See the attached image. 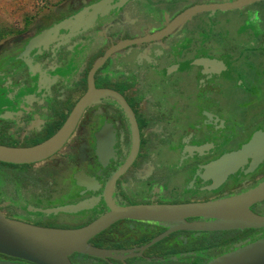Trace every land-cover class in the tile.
Wrapping results in <instances>:
<instances>
[{
    "label": "flooded vegetation",
    "instance_id": "af4514ba",
    "mask_svg": "<svg viewBox=\"0 0 264 264\" xmlns=\"http://www.w3.org/2000/svg\"><path fill=\"white\" fill-rule=\"evenodd\" d=\"M92 1L62 0L0 38V145L34 147L72 122L46 157L0 160V215L76 230L113 208L205 203L263 183L259 148L220 181L204 166L264 132V0H242L235 9L220 5L241 0H131L88 27L28 45ZM199 57H229L230 75L202 74L195 65L166 70ZM76 203L84 204L52 211ZM249 210L264 215V197ZM184 220L118 217L86 240L102 255L73 251L68 259L206 264L264 237V227H211L220 219L202 215ZM0 262L33 264L2 252Z\"/></svg>",
    "mask_w": 264,
    "mask_h": 264
},
{
    "label": "water",
    "instance_id": "95a60500",
    "mask_svg": "<svg viewBox=\"0 0 264 264\" xmlns=\"http://www.w3.org/2000/svg\"><path fill=\"white\" fill-rule=\"evenodd\" d=\"M131 0H95L84 6L77 14L53 24L42 33L28 42L31 46L46 36L55 35L57 32L70 31L85 28L92 24L100 15H110L118 7ZM244 1L230 2L220 5L221 9H235L245 4ZM199 10V8H196ZM177 26V23L171 27ZM66 37V36H64ZM43 38V39H42ZM229 57L216 60L207 57H199L193 61H182L167 67V72H175L186 69L192 65L203 68L202 74L216 73L230 75ZM88 102L83 98L78 103V111ZM72 122L66 124L58 133L42 144L30 148H11L0 145V160L21 163L32 162L49 155L61 143L70 131ZM264 132L259 130L254 134L249 143L237 151L223 154L216 161L204 166V173L210 176L217 170L216 181L222 180L228 173L234 172L250 150L259 148L264 155ZM220 170V173H219ZM204 173L201 174L204 176ZM264 197V182L255 189L240 195L216 199L205 203H189L176 205H135L125 208H113L91 224L76 230L45 229L29 226L16 221L3 218L0 215V252L19 256L33 264H71L68 254L80 251L91 255H102V250L87 244V239L105 228L118 217H130L135 219L166 220L177 219L184 223L185 216L202 215L204 217H216L220 222L211 227H264V215L254 214L249 210V205ZM84 204V203H83ZM82 203L52 209L58 212H72L83 207ZM0 264H14L0 262ZM206 264H264V237L254 242L238 247L219 257L211 259Z\"/></svg>",
    "mask_w": 264,
    "mask_h": 264
},
{
    "label": "rangeland",
    "instance_id": "374dc122",
    "mask_svg": "<svg viewBox=\"0 0 264 264\" xmlns=\"http://www.w3.org/2000/svg\"><path fill=\"white\" fill-rule=\"evenodd\" d=\"M61 2L62 0H0V28L9 34L24 21L29 22L32 16L52 9Z\"/></svg>",
    "mask_w": 264,
    "mask_h": 264
},
{
    "label": "trees",
    "instance_id": "16d2710c",
    "mask_svg": "<svg viewBox=\"0 0 264 264\" xmlns=\"http://www.w3.org/2000/svg\"><path fill=\"white\" fill-rule=\"evenodd\" d=\"M6 33L4 32V30H2V28H0V38L3 37L4 35H6Z\"/></svg>",
    "mask_w": 264,
    "mask_h": 264
}]
</instances>
